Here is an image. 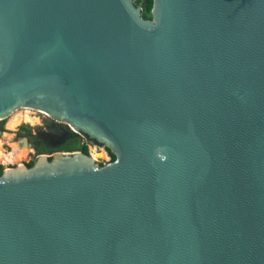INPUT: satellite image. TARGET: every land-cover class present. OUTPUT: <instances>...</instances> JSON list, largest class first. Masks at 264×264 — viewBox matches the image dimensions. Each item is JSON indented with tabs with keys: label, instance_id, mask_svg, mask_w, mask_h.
<instances>
[{
	"label": "water",
	"instance_id": "obj_1",
	"mask_svg": "<svg viewBox=\"0 0 264 264\" xmlns=\"http://www.w3.org/2000/svg\"><path fill=\"white\" fill-rule=\"evenodd\" d=\"M142 11L0 0V121L37 110L116 156L6 169L0 264H264V0Z\"/></svg>",
	"mask_w": 264,
	"mask_h": 264
},
{
	"label": "rangeland",
	"instance_id": "obj_2",
	"mask_svg": "<svg viewBox=\"0 0 264 264\" xmlns=\"http://www.w3.org/2000/svg\"><path fill=\"white\" fill-rule=\"evenodd\" d=\"M27 112H29V115L32 116V118H34L36 120H39V122H37L33 126L31 124H29V123H22V124L19 125L20 127H22V126L30 127L31 129H33L36 132L45 131V132L49 133V131H50L49 130V126L56 124L55 120L52 119L51 117H49L47 114H45L43 112H40V111H37V110L29 109V108H22V109L16 110V111L13 112L12 115L21 114L22 116H25V114H27ZM12 115L7 120L1 121V122H5L6 131L5 132H1L0 131V141L3 142V144H4L3 147H5L9 151V153L13 152V149H14L13 145L14 144L17 146V142L15 140V135L14 134H16L17 129L19 127L18 126L17 129H15V130H10L8 128L7 125H8L9 119L12 117ZM1 122H0V124H1ZM59 125L60 126H64V127L67 126L65 124H59ZM67 128L70 129L72 132H74L73 129H71L69 126H67ZM77 135H78V141L80 143H87L88 142L87 138L84 135H81V134H77ZM23 150L30 151V148L25 147V148L22 149V151ZM93 151H95L96 153L104 155L105 158L104 157L95 158L100 164L106 165V164L110 163L111 157H110L106 147L97 146V145H89V153H92ZM58 152L69 153L68 151H56L54 153L47 152L46 155L52 156V155H54L55 153H58ZM74 152H77V151H74ZM74 152H70V153H74ZM91 156L93 157L92 154H91Z\"/></svg>",
	"mask_w": 264,
	"mask_h": 264
},
{
	"label": "trees",
	"instance_id": "obj_3",
	"mask_svg": "<svg viewBox=\"0 0 264 264\" xmlns=\"http://www.w3.org/2000/svg\"><path fill=\"white\" fill-rule=\"evenodd\" d=\"M136 3L138 6L142 7V14H143V18L145 20H152L151 17V12H152V7H153V0H136ZM25 127L23 126V130ZM0 131L1 132H5L6 128H5V122H1L0 124ZM88 142L83 144L80 143L78 141V135L74 132H72L70 129H66V132H64L63 134L59 135V139H61L60 142H58L55 146H44V145H49V142L45 143L42 142L43 146L40 147H36L35 151L37 154L42 155V154H47V152H55V151H68V152H74V151H80L83 152L86 155H89V145H97V146H102L101 144H99L97 141H93L90 138H88L86 136ZM57 139L54 138V141H58ZM110 157H111V161L110 162H114L116 160V156L111 152L110 149L106 148ZM33 166V162L29 164V167ZM6 168L4 166H0V176H2L5 172Z\"/></svg>",
	"mask_w": 264,
	"mask_h": 264
},
{
	"label": "flooded vegetation",
	"instance_id": "obj_4",
	"mask_svg": "<svg viewBox=\"0 0 264 264\" xmlns=\"http://www.w3.org/2000/svg\"><path fill=\"white\" fill-rule=\"evenodd\" d=\"M56 124L55 125H51L49 126V133L48 132H36L34 131L33 129H31L30 127L28 128H25L23 130V126L22 127H18L17 129V132L15 135V140L16 142L18 140H20L22 137H27L30 141L31 144H33L34 146V149L36 147H40V146H43L42 145V142H49V145H44V146H55L58 142L61 141V139L58 140L59 138V135L60 134H63L64 132H66V129H67V124L65 123H60L58 122L57 120H55ZM59 124H65L67 125L66 127L64 126H60ZM70 127V126H69ZM71 128V127H70ZM72 129V128H71ZM57 135V136H56ZM86 137V136H85ZM54 138L57 139L58 141H54ZM62 142V141H61ZM31 150V149H30ZM56 152V151H55ZM54 153V152H53ZM59 153V152H58ZM40 155L36 153V155L34 156V158L32 156H30L29 158L32 159V160H29L28 162H25L23 163L22 165H26L29 167V164L33 162V165L37 159V157H39ZM18 166V165H16Z\"/></svg>",
	"mask_w": 264,
	"mask_h": 264
},
{
	"label": "bare ground",
	"instance_id": "obj_5",
	"mask_svg": "<svg viewBox=\"0 0 264 264\" xmlns=\"http://www.w3.org/2000/svg\"><path fill=\"white\" fill-rule=\"evenodd\" d=\"M37 122H39V120L32 118V116L29 115V112H27L25 116H22L21 114L12 115V117L9 119L7 126L10 130H15L22 123H29L33 126ZM3 145H4L3 142L0 141V162L3 161L7 165H10L11 163L19 162L25 159L27 157V154L30 152L27 150H23V151L19 150L17 146L14 144L13 152L9 153L8 151L4 150ZM92 155L94 159L104 157V155L96 153L95 151L92 152Z\"/></svg>",
	"mask_w": 264,
	"mask_h": 264
},
{
	"label": "built area",
	"instance_id": "obj_6",
	"mask_svg": "<svg viewBox=\"0 0 264 264\" xmlns=\"http://www.w3.org/2000/svg\"><path fill=\"white\" fill-rule=\"evenodd\" d=\"M136 1V0H135ZM1 122V121H0ZM85 143H82V145ZM5 151H8L5 147H3ZM9 152V151H8ZM78 152V151H77ZM92 154V153H89ZM36 155L35 149H31L30 152L27 154V157L19 162L11 163L10 165H7L5 162L1 161L0 166H4L6 169L15 167L16 165H22L25 162H28L29 160H32L34 156ZM32 156L33 158L30 159L29 157ZM104 165V164H101Z\"/></svg>",
	"mask_w": 264,
	"mask_h": 264
}]
</instances>
